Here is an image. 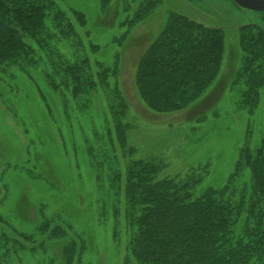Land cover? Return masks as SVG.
Returning <instances> with one entry per match:
<instances>
[{
    "label": "rangeland",
    "instance_id": "rangeland-1",
    "mask_svg": "<svg viewBox=\"0 0 264 264\" xmlns=\"http://www.w3.org/2000/svg\"><path fill=\"white\" fill-rule=\"evenodd\" d=\"M53 1L73 24L74 35L61 37L47 17L46 34L52 38L44 50L36 48L37 65L0 66V237L13 231L31 236L28 242L16 237L18 249L10 248L6 260L3 240L0 264H64L63 245L77 240L85 249L75 251V264H124L129 235L123 185L128 164L163 163L156 180L199 175L202 181L191 190V199H196L208 189H224L242 149L260 145L264 88L255 106L244 101L248 88L240 77L244 54L238 32L248 24L264 30V11L241 8L232 0H159L147 18L130 26L141 5L151 0H111L107 7L102 0ZM174 13L222 29L225 52L215 81L197 102L182 112L161 114L139 98L135 74L144 52ZM82 59L93 71L96 66L116 67L106 91L75 101L49 87L47 80L56 77L61 60ZM116 91H122L128 103L121 123L127 128L130 153L111 148L107 137L108 130L114 132L110 102ZM117 173L122 175L120 193L112 180ZM229 186L226 202H248L249 170ZM43 222L45 234L38 232ZM59 226L64 233L57 236L53 232Z\"/></svg>",
    "mask_w": 264,
    "mask_h": 264
},
{
    "label": "trees",
    "instance_id": "trees-1",
    "mask_svg": "<svg viewBox=\"0 0 264 264\" xmlns=\"http://www.w3.org/2000/svg\"><path fill=\"white\" fill-rule=\"evenodd\" d=\"M110 1L102 0V6L107 7ZM158 3L159 0H151L141 5L130 26L147 18ZM47 17L61 37L74 35L73 24L62 11L56 10L53 0H0L1 67L37 65L36 48L44 50L52 38L46 34ZM77 19L85 24L84 18ZM238 34L244 54L240 77L248 88L244 101L253 107L259 90L264 88V30L249 24L242 26ZM224 52L222 29L172 14L138 63L135 87L139 98L155 113L173 114L189 109L215 81ZM116 73V67L113 70L106 66H96L93 71L87 59L76 63L61 60L55 67L56 77L47 82L55 92H66L75 101L88 100L99 89L106 91L109 78ZM127 104L122 91L114 92L110 102L114 134L108 130L107 137L111 148L130 153L127 128L121 123ZM164 168L163 163L155 160H137L126 167L124 216L129 240L124 264H264V136L257 148L246 145L242 149L224 189H208L196 199H191V190L202 181L199 175H190L183 181L156 180ZM245 169L250 172L252 186L248 202L245 198L234 205L226 202L223 196L229 185ZM112 180L120 193L122 175L114 174ZM242 216L244 220L239 226ZM43 223L38 228L41 234L47 233V223ZM53 233L60 236L64 232L59 226ZM16 237L31 240V236L19 232L5 233L0 237V259L2 241L5 240L6 260L10 248L18 249ZM78 249H85V244L78 240L76 244L63 245L64 264H75Z\"/></svg>",
    "mask_w": 264,
    "mask_h": 264
},
{
    "label": "water",
    "instance_id": "water-1",
    "mask_svg": "<svg viewBox=\"0 0 264 264\" xmlns=\"http://www.w3.org/2000/svg\"><path fill=\"white\" fill-rule=\"evenodd\" d=\"M232 1L241 8H245L253 11H264V3H260L252 0H232Z\"/></svg>",
    "mask_w": 264,
    "mask_h": 264
},
{
    "label": "flooded vegetation",
    "instance_id": "flooded-vegetation-1",
    "mask_svg": "<svg viewBox=\"0 0 264 264\" xmlns=\"http://www.w3.org/2000/svg\"><path fill=\"white\" fill-rule=\"evenodd\" d=\"M245 9V8H244ZM247 10H249V9H247ZM251 11H253V10H251ZM258 12V11H257ZM249 25V24H248Z\"/></svg>",
    "mask_w": 264,
    "mask_h": 264
}]
</instances>
